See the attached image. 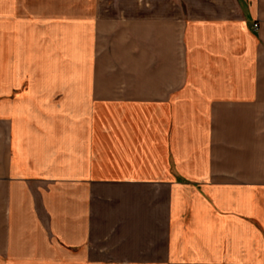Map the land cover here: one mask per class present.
Listing matches in <instances>:
<instances>
[{
  "label": "crops",
  "instance_id": "crops-1",
  "mask_svg": "<svg viewBox=\"0 0 264 264\" xmlns=\"http://www.w3.org/2000/svg\"><path fill=\"white\" fill-rule=\"evenodd\" d=\"M11 14L0 0V264H264V0ZM54 23L62 69L40 47L30 72L26 31Z\"/></svg>",
  "mask_w": 264,
  "mask_h": 264
},
{
  "label": "rangeland",
  "instance_id": "rangeland-1",
  "mask_svg": "<svg viewBox=\"0 0 264 264\" xmlns=\"http://www.w3.org/2000/svg\"><path fill=\"white\" fill-rule=\"evenodd\" d=\"M11 18L14 20H20L24 22L26 27L44 29L48 23L54 19L63 18L60 16L61 12H65L69 9L72 13L80 14L82 11V0H10ZM53 27H47L43 31L41 38H44V34L47 36L46 41L40 43L35 29L26 31V42L27 46V68L30 72H33V62L35 60L34 52L39 55L40 47L42 48V69H46L50 72H60L62 69L61 53L64 55L65 48L61 47V34L60 24L54 23ZM73 38H74V76H75V94L81 93L83 88L86 87L85 77L90 72L89 65L81 63L83 55H85V46L90 41L91 37L88 38L85 35V31L81 26L73 25ZM69 36V32H68ZM34 44H37L34 46ZM40 45V46H39ZM60 52V58L56 53ZM37 58L39 60L40 55ZM63 69H65L63 67Z\"/></svg>",
  "mask_w": 264,
  "mask_h": 264
},
{
  "label": "built area",
  "instance_id": "built-area-1",
  "mask_svg": "<svg viewBox=\"0 0 264 264\" xmlns=\"http://www.w3.org/2000/svg\"><path fill=\"white\" fill-rule=\"evenodd\" d=\"M254 27L256 28V27H257V25H254Z\"/></svg>",
  "mask_w": 264,
  "mask_h": 264
}]
</instances>
